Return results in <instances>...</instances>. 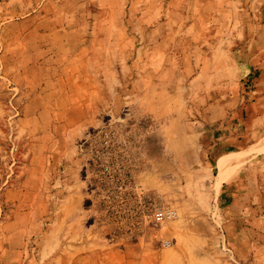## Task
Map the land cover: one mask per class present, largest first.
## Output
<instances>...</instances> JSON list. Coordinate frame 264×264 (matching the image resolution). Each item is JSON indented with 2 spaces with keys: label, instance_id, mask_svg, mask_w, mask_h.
Segmentation results:
<instances>
[{
  "label": "rangeland",
  "instance_id": "1",
  "mask_svg": "<svg viewBox=\"0 0 264 264\" xmlns=\"http://www.w3.org/2000/svg\"><path fill=\"white\" fill-rule=\"evenodd\" d=\"M196 148L264 188V0H0V264H264Z\"/></svg>",
  "mask_w": 264,
  "mask_h": 264
},
{
  "label": "crops",
  "instance_id": "2",
  "mask_svg": "<svg viewBox=\"0 0 264 264\" xmlns=\"http://www.w3.org/2000/svg\"><path fill=\"white\" fill-rule=\"evenodd\" d=\"M43 20L46 19L44 18ZM61 21V16L58 18L55 17L54 19L53 17H51L49 19V22L46 24H56L60 23ZM98 43V40H90L88 42L89 49H93ZM61 51L64 52V50ZM95 54L97 56L95 62L97 68L98 66H100V62L103 61L104 58L102 57L101 52L97 49L95 51ZM96 71H98V69ZM243 151L245 150L231 153L221 152L220 156L216 158V165H219L221 171L218 172L213 181L208 180V182L205 181L208 177H206L204 174L205 170L207 169V164H200L201 159L200 155H198V148H196V200H199L202 196L203 198L206 197L210 200L217 196L216 198L224 201V204L228 206L234 205L235 208H238L239 206H247V203L250 202L251 205H257L255 209L256 211H259V205L261 201L263 205L264 201V188L262 187V183L258 184V180L250 184V182H253L252 179L250 177H247L245 171L241 169L243 164L245 163L243 158H246V153H244ZM142 183L145 186L148 185V187L150 188H160L162 191L164 190L163 184L157 185L151 182L147 183L145 182V180H143ZM201 215H203V211H200L199 206H197L196 204V216Z\"/></svg>",
  "mask_w": 264,
  "mask_h": 264
},
{
  "label": "built area",
  "instance_id": "3",
  "mask_svg": "<svg viewBox=\"0 0 264 264\" xmlns=\"http://www.w3.org/2000/svg\"><path fill=\"white\" fill-rule=\"evenodd\" d=\"M152 217L156 223L164 224L167 221L176 219L178 217V214H177V211L160 205L154 208ZM166 244L168 245L169 242Z\"/></svg>",
  "mask_w": 264,
  "mask_h": 264
},
{
  "label": "bare ground",
  "instance_id": "4",
  "mask_svg": "<svg viewBox=\"0 0 264 264\" xmlns=\"http://www.w3.org/2000/svg\"><path fill=\"white\" fill-rule=\"evenodd\" d=\"M223 176V175H222ZM219 181V180H218ZM220 182V181H219Z\"/></svg>",
  "mask_w": 264,
  "mask_h": 264
}]
</instances>
